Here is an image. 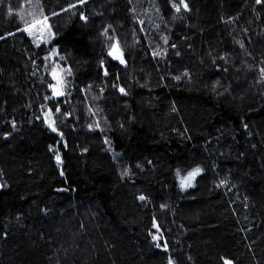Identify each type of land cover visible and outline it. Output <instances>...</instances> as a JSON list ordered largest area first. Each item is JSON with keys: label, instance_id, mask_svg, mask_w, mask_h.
Segmentation results:
<instances>
[{"label": "trees", "instance_id": "obj_1", "mask_svg": "<svg viewBox=\"0 0 264 264\" xmlns=\"http://www.w3.org/2000/svg\"><path fill=\"white\" fill-rule=\"evenodd\" d=\"M32 3L37 46L0 0V264H264V0Z\"/></svg>", "mask_w": 264, "mask_h": 264}, {"label": "rangeland", "instance_id": "obj_2", "mask_svg": "<svg viewBox=\"0 0 264 264\" xmlns=\"http://www.w3.org/2000/svg\"><path fill=\"white\" fill-rule=\"evenodd\" d=\"M14 8L18 10L19 12H23L24 14H27L29 12V19L32 20L31 24L34 20H36L38 17L36 13H32L33 10H31L32 2L33 0H11ZM43 21V20H41ZM46 26H43V31L38 30L41 26H38L37 28H34L31 30V34L29 31H27L28 36L31 38L34 45H39L42 42H48L52 38V31L49 26L48 21L45 22ZM59 58L61 55L57 52L56 48H53L50 50L47 54L44 55V62L45 67L50 70L53 78V85H56V89L60 91V87L63 83V71L60 70L58 67L53 65L54 58ZM56 73V78L53 77V72ZM61 92V91H60Z\"/></svg>", "mask_w": 264, "mask_h": 264}, {"label": "snow or ice", "instance_id": "obj_3", "mask_svg": "<svg viewBox=\"0 0 264 264\" xmlns=\"http://www.w3.org/2000/svg\"><path fill=\"white\" fill-rule=\"evenodd\" d=\"M81 2H83V0H81ZM182 2H183V0H182ZM256 2H257V3H261V0H256ZM71 7H74V6H71ZM184 7L187 8V4H186V3L184 4ZM177 10H179V9L177 8ZM10 11H11V10H10ZM53 15H56V13H53ZM47 19H48V17L45 16L44 19H43V21H41V20H34L33 23H32V24H29L24 30H25V31H29V33L31 34V30H32V29L37 28L38 26H41L38 30L43 31V26H46V25H45V22L47 21ZM116 50L118 51V48H117ZM109 54L112 55L113 53L110 52ZM121 62H123V61H121ZM261 71L264 72V69H262ZM53 77L56 78V73H55V71L53 72ZM50 87L53 88V94H54V95H57V96H58V95H62V92H60V91H58V90L56 89V85H51ZM121 91H123V89H121ZM57 111H58V109H57ZM53 131H55V128H53ZM57 160H59V157H57ZM199 172H200V169H199V168L194 169L192 172H190V173L188 174V176H187L186 178H184V180L190 183V181H191V180H192V179H193V178H194ZM184 186H187V184H184ZM140 199H144V197L141 196ZM153 239H157V237L154 236ZM158 247H159V245H158ZM170 264H171V262H170ZM225 264H231V262H230V261H226Z\"/></svg>", "mask_w": 264, "mask_h": 264}, {"label": "water", "instance_id": "obj_4", "mask_svg": "<svg viewBox=\"0 0 264 264\" xmlns=\"http://www.w3.org/2000/svg\"><path fill=\"white\" fill-rule=\"evenodd\" d=\"M56 190H57L58 192H61V191H66V188H64V187H63V188H57Z\"/></svg>", "mask_w": 264, "mask_h": 264}]
</instances>
